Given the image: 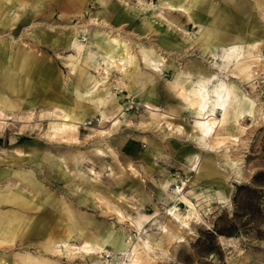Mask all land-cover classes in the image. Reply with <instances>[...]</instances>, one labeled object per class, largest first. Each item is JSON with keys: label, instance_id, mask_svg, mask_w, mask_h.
Returning <instances> with one entry per match:
<instances>
[{"label": "rangeland", "instance_id": "obj_1", "mask_svg": "<svg viewBox=\"0 0 264 264\" xmlns=\"http://www.w3.org/2000/svg\"><path fill=\"white\" fill-rule=\"evenodd\" d=\"M232 2L0 0V56L16 72L0 71V189L28 200H0L18 222L0 225V262L123 264L135 250L139 264H264V0ZM239 39L241 61L219 72ZM197 71L227 92L213 151L190 137ZM98 73L96 99L78 83ZM65 123L76 133L53 128Z\"/></svg>", "mask_w": 264, "mask_h": 264}, {"label": "bare ground", "instance_id": "obj_2", "mask_svg": "<svg viewBox=\"0 0 264 264\" xmlns=\"http://www.w3.org/2000/svg\"><path fill=\"white\" fill-rule=\"evenodd\" d=\"M235 40L229 45L221 46V48H220L221 60L220 61H222V64L220 66L219 65L214 66V68H216L219 72H221L223 69H228V67H230L231 65L233 66V64L241 61V56L243 54L244 46L241 43L240 39H239V41H235ZM105 53L107 54V57H105L106 59H105L104 73L107 74L108 73L107 71L114 64L115 60L113 59V57H114L113 54H111V53H113V50L111 48L106 49ZM205 53L206 52L203 51L202 56H204ZM9 57H10V55H9ZM9 59H11V58H9ZM122 59H123V56L118 57V60H122ZM4 70H6V67ZM101 72H103V71H101ZM225 72H226V70H225ZM222 74H223V72H222ZM107 78H108L107 76H105V75L103 76L99 73L97 76L96 75L95 76H88L86 78V80L84 81V83L81 82V84L83 85V88H84V93L88 94V95L93 94L94 96L97 95L102 90V88L101 89H99V88L102 87V85L104 83H106ZM213 78H214V76H205V75H202L201 73H198L197 79L195 80V82L193 83V81H192L193 84L188 86V87L191 86L190 91L194 94V97L198 98V100H196L192 104V106L189 107V109H190L189 111H193L194 114L198 116V119L194 121V127H195L196 131H198V133L195 137H193V136H190V137L193 138V140H197L201 144L202 148L208 149L209 151H213L216 148L213 144L208 142V135L212 133V125L215 123L214 119H216L217 113H219L222 110L223 111L222 116L224 115L225 107H226L225 105H226V101H227V92L225 90V87H223V90L220 91L219 99L216 95V91L218 90V86L223 84L222 79L216 78L215 80H212ZM206 81H211V83H205ZM201 85L204 86V92L201 91ZM205 95H206V99H205ZM151 103H154V102H151ZM152 106H153V104H152ZM148 109L151 110L152 108L148 107ZM63 117H64V121H69V120L72 121L73 120L72 115L69 113H63ZM53 128L56 131L66 135L68 137H70L72 134H74L77 130V126L72 124V123H65V124L60 125L57 128H55V127H53ZM179 131H180V128H179ZM183 184L184 183H181V185H183ZM177 188H180V186H177ZM187 205H188V209L186 210V216L190 217V215L194 213V211H193L194 208L191 205V203H187ZM4 220H8V219H4ZM17 226H18V222H15V220H11L8 223H4V225H3L4 235H12V233L16 231ZM107 240H109L110 247L114 250H117V252L125 253V251L127 250L126 245H123V243L121 242L120 236L108 237ZM64 243H65V241L62 242L61 244L63 245ZM142 243H143V247L147 248L148 250L151 249V247L147 241H143ZM87 246H88V244L85 242L80 247L82 249H85V248H87ZM48 249L49 250L52 249L54 251L59 250L58 245H55V244L50 246ZM85 250L87 251V249H85ZM131 254L132 255L129 256V262L128 263L123 262V264H139V260H138V257L136 256L135 250H132ZM0 264H9V263H6L5 260H2L0 262Z\"/></svg>", "mask_w": 264, "mask_h": 264}, {"label": "crops", "instance_id": "obj_3", "mask_svg": "<svg viewBox=\"0 0 264 264\" xmlns=\"http://www.w3.org/2000/svg\"><path fill=\"white\" fill-rule=\"evenodd\" d=\"M233 0H230L229 2L230 3H233L232 2ZM237 7V6H236ZM168 8H171V6H169ZM239 8V7H238ZM241 8V7H240ZM172 10H174L175 8H171ZM180 9H183V8H180ZM184 10V9H183ZM232 42H230V43H223L222 45L223 46H226V45H229V44H231ZM9 58H11V57H9L7 54H4V56H0V71H1V74H3V76H4V79L6 80V82H8V83H12V81H13V78H14V76L16 75V72L13 70V68L15 67V63L13 62V59L11 58V59H9ZM154 57H152L151 58V60L153 59ZM155 60L157 61V59L155 58ZM6 61V62H5ZM9 62V63H8ZM13 66V67H12ZM116 66V65H115ZM5 67H6V70H4L5 69ZM10 68V69H9ZM8 69V70H7ZM198 73H201L200 71H197V74ZM202 75H204L203 73H201ZM206 76V75H205ZM78 84H80L81 85V88H82V90H84V88H83V85L81 84V82H79ZM185 88H186V86H185ZM101 94L100 93H98L97 95H95V96H93V97H96V99H98V96H100ZM100 99V98H99ZM151 102H154V100H151V99H148V101L146 102V104H145V106L146 107H150V108H156V105H155V102L154 103H151ZM152 104H153V106H152ZM82 119H83V117L82 116H80V118H78V120L79 121H82ZM179 128L181 129V127L179 126ZM104 131L103 130H101V133H103ZM76 133V132H75ZM23 178H25V179H27V181L31 184V185H33V187L34 188H38V189H40L41 188V186H39L38 184H37V182H35V180L34 179H32V176L30 175V177L28 176V175H25V176H23ZM0 200H2V201H5V202H7V203H12V204H14V205H18V206H25V205H27V203H28V200H26L25 198H23V196H17V195H15L13 192L12 193H7V192H4L3 190H1L0 189ZM6 215L8 216V215H11L12 217L13 216H15L16 214H11V213H3V214H0V225H2V224H4L5 222L7 223L8 221H11V220H14V219H11V220H9L10 218H7L8 220H4V219H6L5 217H6ZM19 216V215H18ZM0 241H7V242H9L8 241V239L7 240H5V237H3V236H1L0 235ZM65 241V243L62 245L61 243L62 242H64ZM53 244H55V245H58V247H65V246H68L69 245V243H68V239H64L63 241H61V242H54V243H52V245ZM51 245V246H52ZM50 251H52V249H50Z\"/></svg>", "mask_w": 264, "mask_h": 264}, {"label": "clouds", "instance_id": "obj_4", "mask_svg": "<svg viewBox=\"0 0 264 264\" xmlns=\"http://www.w3.org/2000/svg\"><path fill=\"white\" fill-rule=\"evenodd\" d=\"M205 83H211V81H206ZM223 87H224L223 84L218 86V90L216 91V95H217L218 99H219V93H220V91L223 90ZM201 91L204 92V86L203 85H201ZM205 99H206V95H205Z\"/></svg>", "mask_w": 264, "mask_h": 264}, {"label": "built area", "instance_id": "obj_5", "mask_svg": "<svg viewBox=\"0 0 264 264\" xmlns=\"http://www.w3.org/2000/svg\"><path fill=\"white\" fill-rule=\"evenodd\" d=\"M105 256H106V257H108V256H109V254L105 253Z\"/></svg>", "mask_w": 264, "mask_h": 264}]
</instances>
